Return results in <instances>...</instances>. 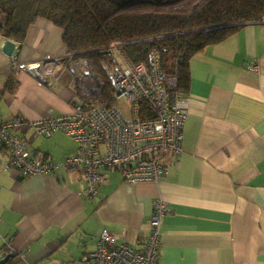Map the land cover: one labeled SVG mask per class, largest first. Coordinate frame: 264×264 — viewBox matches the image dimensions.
Listing matches in <instances>:
<instances>
[{
  "label": "crops",
  "instance_id": "0c3cea01",
  "mask_svg": "<svg viewBox=\"0 0 264 264\" xmlns=\"http://www.w3.org/2000/svg\"><path fill=\"white\" fill-rule=\"evenodd\" d=\"M63 38L61 27L41 17L24 42L14 41L17 55L3 51L10 39L0 40V124L72 111L87 80L77 76L85 63L62 61L50 86L19 71L18 88H6L13 58L64 57ZM191 72L184 152L178 160L164 158L169 173L157 182L133 184L109 170L99 195L88 198L78 173L62 168L23 177L3 169L6 152H0V255L19 252L27 264H88L104 228L141 249L154 202L163 198L170 211L158 264H264V22L195 55ZM60 134L53 144H36L37 136L26 132L35 151L64 161L78 145Z\"/></svg>",
  "mask_w": 264,
  "mask_h": 264
},
{
  "label": "built area",
  "instance_id": "2783aa9c",
  "mask_svg": "<svg viewBox=\"0 0 264 264\" xmlns=\"http://www.w3.org/2000/svg\"><path fill=\"white\" fill-rule=\"evenodd\" d=\"M110 50L116 62L112 105L79 101L66 114L39 120L17 115L0 124V152H6L4 170L27 177L54 175L64 168L82 176L86 185L81 195L88 198L99 195L109 170L119 171L133 184L157 182L168 175L169 166L164 158L171 155L178 160L184 152L189 96L177 90L176 75L163 71L158 50H151L148 62L140 63L131 60L120 41L112 42ZM62 61L64 57L36 62L13 58L11 70L28 72L39 82L50 84ZM251 70L258 72L259 68L253 66ZM28 130L34 136L46 138L61 130L75 140L78 150L64 161H57L30 147ZM169 211L170 206L163 198L155 200L150 234L141 249L118 242V235L104 228L97 248L86 259L88 264H158L163 220Z\"/></svg>",
  "mask_w": 264,
  "mask_h": 264
},
{
  "label": "trees",
  "instance_id": "16d2710c",
  "mask_svg": "<svg viewBox=\"0 0 264 264\" xmlns=\"http://www.w3.org/2000/svg\"><path fill=\"white\" fill-rule=\"evenodd\" d=\"M41 17L64 30L65 65L86 61L85 73L101 80L99 91L89 94L82 90L81 79L74 104L112 105L116 65L112 42L123 43L135 63L148 62L150 51L158 50L163 71L176 75L177 90L188 93L192 58L246 25L264 22V0H0V40L24 42ZM11 71L6 88L13 92L19 71ZM13 253L4 264H27L21 253Z\"/></svg>",
  "mask_w": 264,
  "mask_h": 264
},
{
  "label": "rangeland",
  "instance_id": "374dc122",
  "mask_svg": "<svg viewBox=\"0 0 264 264\" xmlns=\"http://www.w3.org/2000/svg\"><path fill=\"white\" fill-rule=\"evenodd\" d=\"M188 1H192V0H188ZM85 66H83V68H84ZM59 68L56 70V72H59ZM86 71H85V69L84 70H81V72H79L78 74H77V76L79 77V78H81L83 75H86V73H85ZM92 77V78H91ZM91 77L89 76V74H88V76H87V81H86V83L84 84L85 85V87H84V85H83V88H82V90L84 91V92H86V93H89V94H92V93H96L97 91H99V89H100V87H101V80H100V78L98 77V76H96V75H91ZM88 79H89V81H88ZM87 84H89V86L87 85ZM60 133H64L63 131H59V133H56L55 134V136L52 138V139H48V138H44V137H42V136H37V138L35 139V143L36 144H38V143H41V144H53L54 142H55V140L57 139V138H59V137H61L62 135L60 134ZM65 133L63 134V139H66L65 138ZM68 136V135H67ZM68 138H70V140H72L73 142H75L74 141V139L72 138V137H68ZM30 147H31V145H30ZM32 148V147H31ZM33 149V148H32ZM34 150V149H33Z\"/></svg>",
  "mask_w": 264,
  "mask_h": 264
},
{
  "label": "water",
  "instance_id": "95a60500",
  "mask_svg": "<svg viewBox=\"0 0 264 264\" xmlns=\"http://www.w3.org/2000/svg\"><path fill=\"white\" fill-rule=\"evenodd\" d=\"M134 1V0H130ZM16 43L12 40H6L3 46V51L5 54L9 56H14L18 54V50L14 51L16 48ZM13 252H3L0 256V264H4L11 256H13Z\"/></svg>",
  "mask_w": 264,
  "mask_h": 264
}]
</instances>
